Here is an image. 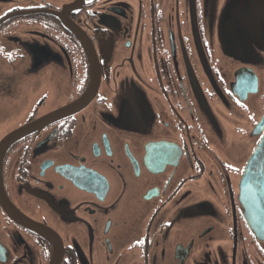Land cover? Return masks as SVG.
Here are the masks:
<instances>
[{
  "label": "flooded vegetation",
  "instance_id": "flooded-vegetation-1",
  "mask_svg": "<svg viewBox=\"0 0 264 264\" xmlns=\"http://www.w3.org/2000/svg\"><path fill=\"white\" fill-rule=\"evenodd\" d=\"M0 81V141L76 106L1 159L0 264H264V0H0Z\"/></svg>",
  "mask_w": 264,
  "mask_h": 264
},
{
  "label": "water",
  "instance_id": "water-1",
  "mask_svg": "<svg viewBox=\"0 0 264 264\" xmlns=\"http://www.w3.org/2000/svg\"><path fill=\"white\" fill-rule=\"evenodd\" d=\"M67 23L66 21H64ZM75 34L76 36H83L81 34V31L78 27H76L73 24H66ZM88 98V95L84 97L83 99H80L79 104L82 103L84 100L86 101ZM78 105V104H77ZM76 106L69 105L66 107H63L61 109H58L57 111L51 113V115H47V118H42L38 120L35 124H29L26 126L21 127L17 131L13 132L11 135H8L4 137L0 141V162L1 159L7 149V147L18 137L24 135L28 131L31 130V128H35L38 124H40V121H49V118L52 117H58V116H63L68 113H70L73 109H75ZM245 171L243 174V177L241 179V193L244 194V196L247 199L246 193L247 191L252 188L254 189L253 191L255 192L256 197L260 201V205L264 206V181L258 182V180H255L253 183L250 182L249 176L251 173H254L255 175H258L262 173L264 170V134L262 138L259 140L253 154L249 158L248 163L245 166ZM253 168V170H252ZM0 205L7 211V197L5 193L3 192V189L0 186ZM18 216V214H16ZM21 216V215H20ZM60 260V251H55L53 258L49 264H59Z\"/></svg>",
  "mask_w": 264,
  "mask_h": 264
},
{
  "label": "rangeland",
  "instance_id": "rangeland-1",
  "mask_svg": "<svg viewBox=\"0 0 264 264\" xmlns=\"http://www.w3.org/2000/svg\"><path fill=\"white\" fill-rule=\"evenodd\" d=\"M2 81H0V84L2 83ZM6 105H7V99L5 100V98H3V92L1 91L0 92V111L2 113H0V133L6 131L7 127H10L14 124V121L7 122V119L3 120L4 119L3 111L7 109ZM5 118H7V116H5Z\"/></svg>",
  "mask_w": 264,
  "mask_h": 264
}]
</instances>
